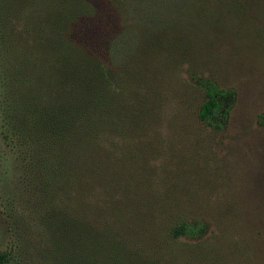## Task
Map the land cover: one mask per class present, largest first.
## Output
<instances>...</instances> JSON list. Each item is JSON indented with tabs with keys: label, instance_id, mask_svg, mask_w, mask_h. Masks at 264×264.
<instances>
[{
	"label": "rangeland",
	"instance_id": "1",
	"mask_svg": "<svg viewBox=\"0 0 264 264\" xmlns=\"http://www.w3.org/2000/svg\"><path fill=\"white\" fill-rule=\"evenodd\" d=\"M12 1L0 6V251L10 252L9 264H55L45 232L52 205L27 195L25 151L12 134L18 56L36 82L48 54L41 47L49 41L26 34L44 1L16 8ZM89 1L96 13L74 26L72 38L115 64L145 56L152 84L166 90L152 164L156 195L170 200L172 222L207 223L203 239L184 242L200 244L204 264H264V0ZM210 84L228 95L226 112L212 122L221 129L196 119Z\"/></svg>",
	"mask_w": 264,
	"mask_h": 264
},
{
	"label": "trees",
	"instance_id": "2",
	"mask_svg": "<svg viewBox=\"0 0 264 264\" xmlns=\"http://www.w3.org/2000/svg\"><path fill=\"white\" fill-rule=\"evenodd\" d=\"M42 1L26 34L38 44L49 41V48L41 47L48 54L37 68L36 82L18 56L12 134L25 151L23 171L32 188L27 195H40V203L52 205L45 215L52 260L204 264L200 244L184 241L203 239L207 223L172 222L170 200L156 195L152 164L159 156L168 104L164 86L151 82L149 60L138 54L115 64L78 44L71 36L74 26L96 13L89 0ZM28 2L14 0L12 8ZM107 2L126 7L125 0ZM150 46L147 41L142 48L149 51ZM204 90L196 119L221 129L212 122L226 112L227 92L213 84ZM10 256L0 251V264H9Z\"/></svg>",
	"mask_w": 264,
	"mask_h": 264
}]
</instances>
